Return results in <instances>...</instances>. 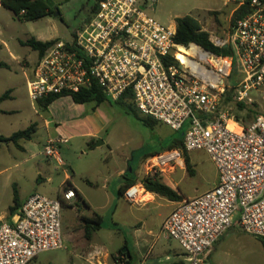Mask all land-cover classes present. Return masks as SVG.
Here are the masks:
<instances>
[{
    "label": "built area",
    "instance_id": "1",
    "mask_svg": "<svg viewBox=\"0 0 264 264\" xmlns=\"http://www.w3.org/2000/svg\"><path fill=\"white\" fill-rule=\"evenodd\" d=\"M156 1L100 0L70 41L56 40L37 57L26 78L27 96L37 103L97 86L111 100L129 93L139 115L171 130L185 126L182 148L148 156L142 169L144 177L162 176L183 167V152L207 154L216 185L179 201L161 231L183 251L181 264H213L208 261L213 246L235 217L242 231L264 239V110L244 125L230 107H221L234 56L240 77L233 101L251 105L252 91L264 96V2L221 0L232 13L242 6L248 10L230 30L229 42L209 38L217 47L235 44L231 55H216L175 43V25H161L145 14L146 3ZM181 47L190 52L188 65L176 57ZM65 140L47 138L43 155L62 165L58 146ZM143 194L142 183H136L123 198L139 206ZM75 196L71 188L55 199L29 195L11 222L0 223V264H29L42 252L63 248L62 202Z\"/></svg>",
    "mask_w": 264,
    "mask_h": 264
},
{
    "label": "rangeland",
    "instance_id": "2",
    "mask_svg": "<svg viewBox=\"0 0 264 264\" xmlns=\"http://www.w3.org/2000/svg\"><path fill=\"white\" fill-rule=\"evenodd\" d=\"M51 1L59 16H45L36 21H20L0 6V63L6 64L0 68V95L7 91L12 97L1 104V108L16 109L13 114H0V134L23 130L32 124L36 128L32 139L23 142L29 146L24 152L12 143H0V214L12 205L14 188L19 200L30 194L57 198L62 189L70 188L65 184L67 174L68 183L77 195L61 209L63 248L42 252L31 264H83L82 258L85 264H120L118 249L125 250L123 241L130 239L132 233L130 214L144 212L137 213L136 206L118 198V187L124 177L139 180L144 174L143 156L166 149L172 139L178 138L179 132L157 121L150 127L113 102L99 106L93 102L82 104L83 112H76L77 104L67 98H60L46 108L31 102L25 83L38 54L23 42L29 38L70 41L72 34L93 16L94 0ZM146 6L145 14L161 25L172 26L176 18L188 16L198 22L209 38L230 41L233 7L221 0H157L156 4L150 6L147 2ZM232 47L235 50V44ZM251 97L253 101L248 108L254 114L261 113L264 96L252 91ZM93 107L97 115L94 118ZM228 107L244 124L252 120L254 114L248 118L245 110ZM55 137L66 139L58 146L62 165L48 160L42 152L46 139ZM98 141L102 144L95 146ZM187 157L192 175L187 170L179 171L176 179L178 189L193 196L212 187L217 174L204 151H190ZM120 170H124V177L119 174ZM39 176L41 180L37 179ZM155 177L162 178L161 175ZM103 185L106 187L102 188ZM82 197L90 201L93 211L102 218L101 229L94 236V242L104 248L96 252L99 262L95 259L92 263L94 259L88 254L92 249L88 250L84 241L81 218L88 212L82 206ZM158 214L154 209L147 212L150 224L155 223ZM236 222L235 217L232 226L213 246L208 261L264 264V239L245 233Z\"/></svg>",
    "mask_w": 264,
    "mask_h": 264
},
{
    "label": "trees",
    "instance_id": "3",
    "mask_svg": "<svg viewBox=\"0 0 264 264\" xmlns=\"http://www.w3.org/2000/svg\"><path fill=\"white\" fill-rule=\"evenodd\" d=\"M100 0H94V6L92 8V13L95 14L97 11V5ZM264 2V0H261ZM0 6L9 10L15 18L20 21H36L45 16L52 15V9L48 7L47 0H0ZM248 8L246 6H242L235 10L230 17V30L234 26L236 20L242 17ZM175 27L176 32L174 36L175 43L183 46L188 47L190 44H195L200 46L204 50L212 52L216 55H231L233 53V47L231 43L217 47L214 46L210 40L207 32L201 30L198 22L188 16L179 17L175 20ZM76 32V31H75ZM75 32L72 34V37L75 35ZM56 39L49 40V41H40L35 38H29L23 42V44L29 47L31 50L37 52L38 56H40L52 43H54ZM6 64L0 63V68L4 67ZM240 67L236 57H233V65L230 76L228 81L226 82V89L221 98V107L226 108L231 106L232 109L235 108L237 110H245L246 117L250 118L254 114L251 109L248 108L247 105L243 103H237L232 99V89L233 86L236 84L238 78L240 77ZM8 92H4L0 96V101L5 99L8 96ZM69 97L74 104H86V103H94L95 106H98L104 102L108 103H115L120 106L125 113H133L134 116L139 117L144 124L153 127L157 122L151 118L138 116L136 110L133 107V100L129 93L124 94L117 100H111L107 98L104 92L97 86H91L88 89H83L80 92L72 93V94H61V95H54L49 96L45 99H42L37 102L41 107L46 108L50 103L53 101L61 98V97ZM234 115V114H233ZM256 114L253 115V117ZM234 117L237 120H240L243 123V120L240 118ZM252 117V118H253ZM244 124V123H243ZM246 125V124H244ZM35 125L32 124L26 129L19 130L8 137L0 136L1 143H12L16 144L19 140H29L31 139L33 133L35 132ZM178 138L172 139L166 149L164 150H171V149H181L182 148V137L184 133V128L180 129ZM153 155V154H152ZM150 155L143 156V160L146 159ZM185 168L187 172L192 175V171L189 166V160L187 157V152H183ZM124 177V176H123ZM124 183L118 190V195L123 197L124 191L135 184L134 179H127L126 177L123 178ZM141 183L147 192L155 193L161 197L166 198L170 201H181L182 197L172 188L165 185L159 178L155 176L151 177H143ZM13 205L9 207L8 213L9 215L13 214L20 208V204L18 202L17 192L13 190V197H12ZM62 206H65L62 202ZM83 228H84V238L85 240L89 241L94 232L101 229L102 225V218L99 214L93 212L88 216H82L81 218ZM120 254V252H119ZM33 261V260H32ZM31 261V262H32ZM31 262L29 264H31Z\"/></svg>",
    "mask_w": 264,
    "mask_h": 264
},
{
    "label": "crops",
    "instance_id": "4",
    "mask_svg": "<svg viewBox=\"0 0 264 264\" xmlns=\"http://www.w3.org/2000/svg\"><path fill=\"white\" fill-rule=\"evenodd\" d=\"M9 96H10V93L8 94V96L5 99L0 101V114L1 115L13 114L14 112H16V109H12V108L3 109V108H1V104L5 103L7 101V99L12 98L11 96H10V98H8ZM61 98H67L68 100L71 101V99L69 97H61ZM59 99L53 101L47 107H50L51 105H53V103H55ZM75 107H76V108H74V109H76L75 111L80 112V111H82L83 105L77 104V105H75ZM94 110H95V107H93V109H92V112L94 114V115H92L93 118L95 116L97 117ZM100 123H102V122H100ZM15 132H17V130H14L11 133L4 134V135L0 134V136L8 137ZM31 139H32V137H31ZM31 139L19 140L16 144H14V146L18 150L24 152V151H26V148L29 146H27L23 142H29ZM189 165H190V163H189ZM179 171H182V172L185 171L186 172L185 163H184L182 168H177L174 171L167 173L166 175H162L161 181L165 185H167L170 188H172L173 190H175L182 197V199L191 198V197H195L197 195H200V194L204 193L205 191H208L211 188H213L217 183V176H216L215 183L212 185V187H210V188L206 189L205 191L198 193L196 195L188 196V195L183 194L178 189L179 186H178V180L176 179V177H177V173ZM123 173H124V170L119 171V174L121 176H123ZM143 177H144V174L142 175V177L139 180L134 178L135 184L141 183V180ZM64 178L66 180L65 184H68V186L71 188V186L68 183V175L65 174ZM37 179L41 180L42 178H40V176H39ZM127 179H129V178H127ZM88 183L91 185L90 182H88ZM123 183H124V179H123V182L119 185L118 190L122 186ZM13 185H14V183H13ZM105 187L106 186H104V185L102 186V188H105ZM71 189H73V188H71ZM14 190L17 192L16 188H14ZM74 192L77 195L75 190H74ZM17 197H18V202H19L20 206L22 205V203L27 198V197H25L24 199L19 200L18 193H17ZM57 197H59V195ZM142 197H145L146 199L144 200V203H142L139 206H136L135 211L137 213L138 212L139 213L144 212V213L140 214V215H138L136 213L130 214L131 215V221L129 222L130 223L129 225L132 228L131 237L127 241H123L124 246H125V250L118 249L120 254H119V257L117 259L118 261L117 260L116 261L120 262V264H181L183 262V259H184L183 251L181 250V248L179 247V245L175 241L167 238L161 231V226H162L163 221L173 211V209L176 207L177 203H179V202L167 200L166 198L161 197L155 193L147 192V191H145V189H144V194L142 195ZM118 198H121L125 202H127L123 197H121L119 195H118ZM81 200H82V206L88 212L87 214L83 213L82 215L88 216L91 213L95 212V211H93V207H92V204L90 203V201H88L87 199H84L83 197ZM63 204L66 205L68 203L63 201ZM12 205H13V202H12ZM12 205H10V206H12ZM10 206H8L6 212H3L2 214H0V223L11 222V217L15 214L16 211L13 214L9 215L8 209ZM151 209H154L155 211H159L158 217L156 218L154 224H150L149 219L146 217L147 212ZM96 232L93 233V235L89 241L84 239V241L86 242V245L89 246L88 250L92 249L91 251H88L89 257L91 256L92 259H94V260H92V263H94L95 259L99 262L98 258H96L98 256L96 254V252L99 253V251H98L99 249H104L98 243L94 242V239H95L94 236H95ZM36 258L37 257H35L34 259H36ZM82 261H83V264H85L84 258H82ZM86 261H88V259H86ZM113 264H115V263H113Z\"/></svg>",
    "mask_w": 264,
    "mask_h": 264
},
{
    "label": "bare ground",
    "instance_id": "5",
    "mask_svg": "<svg viewBox=\"0 0 264 264\" xmlns=\"http://www.w3.org/2000/svg\"><path fill=\"white\" fill-rule=\"evenodd\" d=\"M181 47L179 49V51L177 52L176 54V57L183 63V64H189L190 61L188 60V58L185 56L186 54H189L190 52L185 48ZM143 200H145L146 198L145 197H142Z\"/></svg>",
    "mask_w": 264,
    "mask_h": 264
},
{
    "label": "water",
    "instance_id": "6",
    "mask_svg": "<svg viewBox=\"0 0 264 264\" xmlns=\"http://www.w3.org/2000/svg\"><path fill=\"white\" fill-rule=\"evenodd\" d=\"M47 4H48V7L52 9V16L53 17H58L59 16V11L57 9V7L53 4V2L51 0H47ZM102 144L101 141H98L95 146H98Z\"/></svg>",
    "mask_w": 264,
    "mask_h": 264
}]
</instances>
